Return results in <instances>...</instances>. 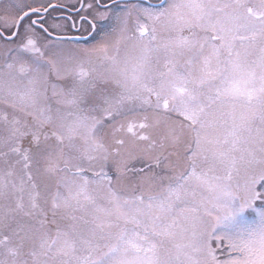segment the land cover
Returning a JSON list of instances; mask_svg holds the SVG:
<instances>
[{
    "label": "snow or ice",
    "instance_id": "obj_1",
    "mask_svg": "<svg viewBox=\"0 0 264 264\" xmlns=\"http://www.w3.org/2000/svg\"><path fill=\"white\" fill-rule=\"evenodd\" d=\"M87 7L90 48L0 23V264H264V0Z\"/></svg>",
    "mask_w": 264,
    "mask_h": 264
},
{
    "label": "flooded vegetation",
    "instance_id": "obj_2",
    "mask_svg": "<svg viewBox=\"0 0 264 264\" xmlns=\"http://www.w3.org/2000/svg\"><path fill=\"white\" fill-rule=\"evenodd\" d=\"M101 2L107 4L110 9L119 12L123 9V4L127 0H101ZM138 2L145 7L150 6L158 10L165 6L166 0H138ZM17 3L21 4L23 11H29V16L20 21L19 32L23 33L32 21H36L34 27L40 33L44 42L61 47L83 49L97 45L106 31L107 24L111 22L110 19L94 21L95 13L87 7L89 3H94V0H0V5H2L0 6V23L4 19L8 21L17 20L23 15V11L16 7ZM49 4H53L55 7H48V11L44 12L43 8ZM117 4L121 7L117 8ZM29 6L40 8L41 12H31ZM5 10H8L10 14L8 15ZM91 22L97 23L95 29L91 28ZM53 24H58L60 27L53 28ZM41 25L48 29L51 33L50 36L41 30ZM0 32L3 33V36L0 37V45H3L5 41H9L8 46L14 47L10 43L9 36V33L12 36L16 35L13 29L0 27Z\"/></svg>",
    "mask_w": 264,
    "mask_h": 264
},
{
    "label": "rangeland",
    "instance_id": "obj_3",
    "mask_svg": "<svg viewBox=\"0 0 264 264\" xmlns=\"http://www.w3.org/2000/svg\"><path fill=\"white\" fill-rule=\"evenodd\" d=\"M33 1V0H32ZM2 6V5H0ZM7 12V14L9 15V11L8 10H5ZM114 26L113 22L111 21L110 24H107L106 26V31L105 32H108V31H111L112 27ZM104 32V34H105ZM104 35H102V38L101 40L103 39ZM0 107H3V105H0ZM134 165L137 167V168H140V167H144V168H147L148 167V162L147 161H135L134 162ZM260 190L261 191H264V186H261L260 187ZM259 219L258 215H257V212L254 211V210H248L245 214H244V217H243V220L249 224H253L255 222H257ZM225 247V245L221 244L220 245V249H221V252L223 251V248Z\"/></svg>",
    "mask_w": 264,
    "mask_h": 264
}]
</instances>
